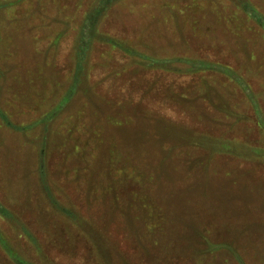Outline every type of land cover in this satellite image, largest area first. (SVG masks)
<instances>
[{"label": "rangeland", "instance_id": "rangeland-1", "mask_svg": "<svg viewBox=\"0 0 264 264\" xmlns=\"http://www.w3.org/2000/svg\"><path fill=\"white\" fill-rule=\"evenodd\" d=\"M0 264H264V0H0Z\"/></svg>", "mask_w": 264, "mask_h": 264}]
</instances>
